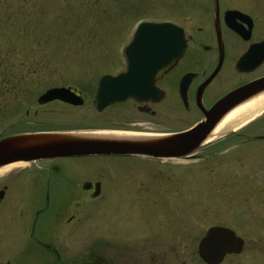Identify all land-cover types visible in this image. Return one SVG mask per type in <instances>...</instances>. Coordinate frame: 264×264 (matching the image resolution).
<instances>
[{
	"label": "rangeland",
	"instance_id": "374dc122",
	"mask_svg": "<svg viewBox=\"0 0 264 264\" xmlns=\"http://www.w3.org/2000/svg\"><path fill=\"white\" fill-rule=\"evenodd\" d=\"M221 2L222 9L256 17L264 36V0ZM207 9L212 0H0V108L8 110L6 121L0 118V140L41 131L22 123L32 118L43 92L62 86L87 99L83 109L64 110L68 127L62 133L130 131L122 111H93L99 79L124 72L122 51L139 24L171 23L196 40L199 28L210 29ZM200 42L206 45L201 37ZM262 135L264 114L202 144L188 158L68 163L69 170H82V179L103 185V197H87L80 210L81 230L74 221L69 232L86 234L92 251L101 244L96 239L106 237L101 235L117 234L143 240L149 264H203L200 239L207 229L222 227L244 242L242 253L222 264H264V142L256 141Z\"/></svg>",
	"mask_w": 264,
	"mask_h": 264
},
{
	"label": "flooded vegetation",
	"instance_id": "af4514ba",
	"mask_svg": "<svg viewBox=\"0 0 264 264\" xmlns=\"http://www.w3.org/2000/svg\"><path fill=\"white\" fill-rule=\"evenodd\" d=\"M222 8L221 0H217V4L212 0V10L207 9L211 17L204 21L210 29L205 33L207 28H199L197 42L186 36L182 29L185 51L175 65L154 83L153 90L157 94L155 99L143 102L128 99L101 111L93 107V99V111L102 115L109 110H119L127 116L131 124L130 131L175 136L202 124L205 120L204 113L228 95L263 80L264 62L257 64L258 57H248L252 49L264 42L256 17L238 9ZM234 12L241 16L228 15ZM229 26L236 28L238 33ZM200 37L206 45L200 42ZM246 56L244 68L238 70V63L241 59H246ZM57 88L70 89L82 98L83 105L72 106L60 101L36 104L29 122H18L33 126L32 128L38 126L41 131L15 135L64 132V128L68 127L64 123V110L83 109L87 99L70 86L51 87L46 91ZM97 88L98 84L96 90ZM127 103L132 104L133 108H113ZM6 112L7 108L2 105L0 118L3 122L6 121ZM29 112L26 111V117ZM175 125L182 127L175 129ZM256 141L264 142V136L256 137ZM93 157L156 160L129 155ZM93 157L15 163L25 167L10 170L0 176V264H149L148 250L143 249V240L135 242L133 238L122 235L117 237V234H99L106 237L97 238L96 241H101V244L94 241L97 248L92 251L87 248L86 234L69 232V226L74 221L76 230H81L80 210L87 197L94 200L103 197V185L102 182L82 179V170H69L66 166L70 162ZM71 212L72 216H69ZM86 248L91 252L87 254ZM238 255H228L223 262L227 257Z\"/></svg>",
	"mask_w": 264,
	"mask_h": 264
},
{
	"label": "water",
	"instance_id": "95a60500",
	"mask_svg": "<svg viewBox=\"0 0 264 264\" xmlns=\"http://www.w3.org/2000/svg\"><path fill=\"white\" fill-rule=\"evenodd\" d=\"M217 4V0H214ZM217 7V6H216ZM241 16L240 13H228ZM234 32L237 29L229 26ZM220 40V35L218 33ZM185 51L183 30L170 23H141L137 26L130 43L122 51L125 70L117 76H102L94 96L93 107L101 111L128 99L139 102L155 99L154 83L182 57ZM254 55L257 64L264 62V42L248 54ZM241 59L237 69L245 66ZM264 91V79L237 90L219 101L204 113L202 124L189 132L166 136L150 142H112L77 138L81 133H35L15 135L0 140V168L39 160L93 157V156H143L156 160H179L194 153L212 132L220 119L242 102ZM53 101L81 106L83 100L70 89L57 88L46 91L38 104ZM244 242L229 229L211 227L197 245V254L204 264H221L228 255H238Z\"/></svg>",
	"mask_w": 264,
	"mask_h": 264
},
{
	"label": "bare ground",
	"instance_id": "6f19581e",
	"mask_svg": "<svg viewBox=\"0 0 264 264\" xmlns=\"http://www.w3.org/2000/svg\"><path fill=\"white\" fill-rule=\"evenodd\" d=\"M262 113H264V91L242 102L225 114L212 132L207 136L203 144L209 143L228 132L236 131L242 128ZM75 136L85 140L112 142H150L167 138L165 135L127 131H98L76 134ZM24 167L25 165L23 164H11L9 166H4L0 168V175H3L10 170Z\"/></svg>",
	"mask_w": 264,
	"mask_h": 264
}]
</instances>
